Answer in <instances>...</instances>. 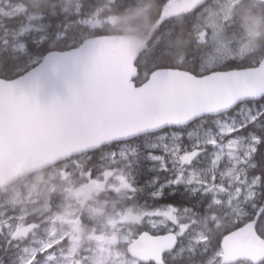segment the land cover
<instances>
[{
	"label": "snow or ice",
	"instance_id": "6c2138e0",
	"mask_svg": "<svg viewBox=\"0 0 264 264\" xmlns=\"http://www.w3.org/2000/svg\"><path fill=\"white\" fill-rule=\"evenodd\" d=\"M168 5L169 0H160L156 20L164 30L163 38L149 49V58L103 72L89 66L64 100L46 107L37 103L34 91L29 94V81L38 79L58 53L85 55L89 40H74L70 52L41 42L35 61L23 68L0 59V79L16 76L8 80L13 89L0 92V127L11 128L26 115L58 116L99 138L85 151L120 145L100 154V164L107 161L109 165L100 175L119 177L125 198L143 199L147 205L130 239L146 235L169 241L148 264H226L220 251L224 235L213 244L212 237L199 229L202 223L215 225L213 210L222 207L236 217L235 229L250 223L264 238V85L253 80L251 87H233L222 96H212L209 90L223 79L264 73V60L252 65L234 63L229 35L234 31L233 17L214 10L212 0H199L180 14L191 20L186 32L195 36V47L179 60L170 59L169 52L182 41L172 24L176 16L165 15ZM0 13L14 22L0 28L26 40V21L35 18L30 6L19 3L14 10L0 9ZM67 32L65 26L56 39H64ZM0 44L6 47L7 38ZM92 122L100 126L88 127ZM133 141L143 143L142 153L127 147ZM122 161L126 172L119 167ZM88 174L91 177V167ZM44 223L50 222L29 224L23 213L0 220V237H5L0 264H56L63 252L57 243L28 239ZM87 260L82 257L80 264Z\"/></svg>",
	"mask_w": 264,
	"mask_h": 264
},
{
	"label": "water",
	"instance_id": "95a60500",
	"mask_svg": "<svg viewBox=\"0 0 264 264\" xmlns=\"http://www.w3.org/2000/svg\"><path fill=\"white\" fill-rule=\"evenodd\" d=\"M257 1L264 3V0ZM197 3L199 0H169L165 15L176 16L189 12ZM95 36L99 39L93 40L94 36L85 38L89 40L85 55L73 53L64 56L58 53L50 58L49 66L38 79L29 81V94L34 91L41 107L64 100L89 66L103 72L114 66L137 61L147 43V39L140 41L131 34ZM73 48L60 51L70 52ZM8 80L0 79V92L13 89L14 85L9 84ZM253 80L257 85H264V73H245L220 80L209 90V94L222 96L233 87L246 89L252 86ZM99 126L98 122L88 125L90 128ZM98 142V137L86 134L81 127L58 116L37 119L26 115L11 128L0 127V189L70 157L93 152L85 149ZM102 187V182H88L79 189L78 194L85 196ZM137 218L136 214L131 213L125 215L123 220L136 224ZM227 233L220 248L226 263L260 264L264 261V240L253 230L252 224L245 223L240 229ZM168 243L167 240L140 236L127 245L126 252L131 259L146 264Z\"/></svg>",
	"mask_w": 264,
	"mask_h": 264
},
{
	"label": "trees",
	"instance_id": "16d2710c",
	"mask_svg": "<svg viewBox=\"0 0 264 264\" xmlns=\"http://www.w3.org/2000/svg\"><path fill=\"white\" fill-rule=\"evenodd\" d=\"M89 1L90 0H82L77 5L76 13H73V15H68L66 13H59V11H57L56 8L54 9L52 7H49L48 4H46V7L44 9L45 20L47 21V25L52 27L50 30L54 32L55 36L51 40H45L44 42H42L45 47L54 45L56 49L64 50L70 47H75V44L73 43L74 40H84L85 38L94 35L113 34V33L116 34L127 33L132 35L134 33L137 34L134 31L125 30L126 25L134 23L137 15L143 16L145 19L144 20L145 23L150 22L152 19H154L153 13H156L158 11V6L160 3V0H124V1L99 0L100 7L96 9L93 13H91L89 18H87L86 13H87V7ZM218 1H225V0H212V7L217 5L216 2ZM238 1L240 2L239 5L240 14L244 17H247L249 15L255 17L254 20H256L259 23L261 33L256 39V45L254 49L251 50L243 59L240 60L236 59L234 63L236 65H252L257 61H261L264 58V3L259 2L257 0H238ZM116 3L120 5H126L127 7L124 13L127 14L129 12H134L136 15L133 16L136 17L133 19H125V21L123 20L121 24L120 23L118 24V17L116 16V14L112 13L111 11L112 7ZM77 13H80V15H77ZM91 18L99 20L100 22H102V25L96 28H90L83 21ZM113 19H116L117 21H114ZM190 23H191L190 19L181 17L180 14L176 15V19L172 21V24L175 26L176 35L178 38H180L182 42L178 48H173L169 52L170 59L179 60L184 56L185 51L188 48L195 47L194 45L195 36L190 35L186 32V27ZM65 26H67L68 28L67 36L62 40H57L56 33L63 31ZM233 28L235 29V32L238 34V36H242L245 34V24L238 25L237 27L233 26ZM139 39L142 40L141 38ZM24 44H25L24 54L21 53L19 54L15 50L12 52L11 49L12 45L10 42H8L6 47L3 44H2L3 46L0 45V59H4L7 62V64L16 65L20 68H23L24 65H26L29 61H34L36 59L35 54L41 42L35 43V41L26 39ZM155 44H157V42ZM3 47H5V49ZM151 48L152 46H149V44L146 43L142 53L139 55L136 61L138 64L142 62L144 59L149 58L150 55L149 49ZM13 57H15V59H12ZM13 77L16 76L4 77L3 79H11ZM111 149L112 146L104 145L102 148L96 151V153L91 158L70 157L66 162L62 163V165L59 164L56 165L55 169L58 172L62 171V174H64L63 176L64 178L69 177V178H73L75 181L78 180L80 182L87 181L89 179L88 169L91 167L92 170H95L97 167H93V165H96L97 159H99L100 154L112 151ZM136 150L140 151L141 153L144 151V149L141 148L139 145L136 146ZM120 165H124L123 169L127 170L124 162H121ZM39 174L40 173L29 175L23 178V180L26 184L30 186L31 185L39 186L40 182H38L37 180ZM96 177L98 176L96 175ZM59 180L60 178L57 175V179L52 181L58 183ZM23 190H22L21 180L16 181L11 185L0 189V215L1 213L8 214L11 212L7 209V202L14 196V194L17 191L23 193L22 192ZM56 195H57L56 193L52 194V196H56ZM111 197H114V195H112ZM62 201H63V195L59 196L58 199L55 200V202H59V203ZM108 201H109L108 205H110L111 207L113 203L118 204L119 208L125 206L135 209V207L139 205H143V208H146L147 206L143 199H139L138 202H133L127 199H123L121 204H119L120 203L119 200L112 198H110ZM17 207L18 206H15V208ZM213 211L217 218V223L215 225L211 223H207V224L202 223L199 230L203 231L207 235H210L212 237V243L215 244L216 237L225 235L229 229L233 230L235 228H234V222L231 220V218L228 216L226 212H224L223 210H218V211L213 210ZM30 213L31 212H29V214L26 216L27 222L29 224L36 222L34 216ZM6 214H2L3 216L0 217H4V216L6 217ZM108 214L109 211H106L105 215ZM4 218H1L0 220H3ZM97 221L98 219H93L92 226L95 225V227H97ZM82 222L86 223L87 219H82ZM40 228L36 230L35 237L30 236L28 239L31 240L33 238H40L42 236ZM4 239L5 237H0V244H3ZM262 239L264 240V238ZM117 247L118 249L126 253L125 251L126 244H122V245L118 244ZM236 264H249V263L240 262Z\"/></svg>",
	"mask_w": 264,
	"mask_h": 264
},
{
	"label": "rangeland",
	"instance_id": "374dc122",
	"mask_svg": "<svg viewBox=\"0 0 264 264\" xmlns=\"http://www.w3.org/2000/svg\"><path fill=\"white\" fill-rule=\"evenodd\" d=\"M60 1L68 8L70 6H73L75 8L78 5L77 1L79 0ZM235 1L236 0H229L227 3L223 4L225 5L222 10L223 13L229 14L231 11V6L234 4ZM32 16L35 18L27 20L26 22L27 27L29 29L28 32H35V30H43L42 26L34 27L31 25L32 20H35L37 18L39 19L40 15L36 14ZM219 18L216 17L215 19L219 21ZM83 22H85V24L88 25L90 28H96L102 25V22L93 18L84 20ZM245 29L246 33L244 36L236 37L234 40L231 41L230 47L234 55L241 56L253 49L256 45V36L259 34L258 30L247 25ZM30 40L34 41L35 39ZM36 40L38 42L45 41L42 36H39V38H37ZM21 44L22 42H16L13 44L11 43L12 51L15 50L19 54L24 53L25 48H21ZM167 135L169 136V138H171L172 134L170 133ZM127 147L129 149H135L132 145ZM62 175L64 176V174ZM104 178L112 180L110 184L106 185L102 189V194L108 195V198L102 202L93 201V205L91 206L90 203L86 205L85 203H80V201H74L77 197H79L78 187L73 186L71 181H69L66 187V189H68L69 191L66 190V193H64L65 195H63V200L65 201L67 199V201L72 202V204H70L71 210H66V204H62L63 210L57 212L55 217L53 216L54 220L57 217L56 223L49 225L47 229L45 228L46 230H44V232L46 234L44 237L35 238L37 240L51 241L57 244L63 243L64 241L67 244L65 248H62V254H58V260L56 261V264H75L76 260H81V258L84 256L88 257L87 264H136V261L131 259L129 255H127V253H124L123 251L118 249L117 245L126 244L127 246L132 240H134L130 238L137 231L134 228L132 229L130 227L124 226L127 223L124 222L123 217L131 213L139 214L141 216V213L144 211L145 208H143V205H139L135 207V209L125 206L119 208L118 204L115 203L112 204V207L108 205V200L110 198L119 200V204H121L122 200L126 199V191L121 187V184L119 183V177H113L111 173H106ZM37 180L38 182H41L43 181V178L41 176H38ZM22 185L29 186L27 190L28 194L21 195L20 192L17 191L14 196L7 202V209H10L12 211L14 207L17 204H20L21 202H29V204H35L38 202L40 195V186L31 185V187L30 185L25 183ZM46 188L48 192L55 190V188L53 189V186H49ZM112 194L114 195V197H111ZM48 208L49 207L47 205H44L41 208L35 209V223H38V220L43 214V211L47 210ZM214 210H223L228 214V216L233 222L236 219V217H233L231 212L226 211L222 207ZM106 211H109L108 215H105ZM21 213L27 216L29 214V211L20 209L17 215ZM2 214L6 213H1L0 216H3ZM82 219H87L88 222L83 223ZM93 219H98L97 227H95V225L92 226ZM86 225H88V227H86ZM21 231L23 232L24 229H21ZM41 231H43V229ZM84 242L90 243V247L83 248L84 252L80 253V248L83 246Z\"/></svg>",
	"mask_w": 264,
	"mask_h": 264
},
{
	"label": "flooded vegetation",
	"instance_id": "af4514ba",
	"mask_svg": "<svg viewBox=\"0 0 264 264\" xmlns=\"http://www.w3.org/2000/svg\"><path fill=\"white\" fill-rule=\"evenodd\" d=\"M81 1L82 0H79L78 1V4ZM19 3H26L27 5L30 6V9H32L33 11H35V10H41L44 7V5H45L44 0H0V9H3L5 12L12 11V10H14V8ZM140 11H143V10H140ZM113 20L114 21H117L116 19H113ZM40 22H41V20L37 18L35 20H32L31 25L34 26V27L40 26L41 25ZM5 23L8 24L9 26H11L14 22L13 21H6L3 13H0V25L5 24ZM100 35H102V34H100ZM25 36H26V39L27 40L35 39L34 40L35 43H39L36 40L37 38H39V36H42L43 39H45V40L49 37L42 30H39V31H36L35 30V32H31V31L30 32H26L25 33ZM5 38H7L8 42H11L12 44L13 43H16V42H22V43L25 42V40H21V39L17 38L14 33H12V32L5 33L3 31V29L0 28V41L4 40ZM24 53H21V54H24ZM220 119H225V117L221 116ZM166 134H170V133H166ZM131 145L134 146L135 149H136V146L137 145H139L141 148L144 149L143 143H141L139 141H133L128 146H131ZM109 146H112V149L111 150H116V149H118L120 147V145H116V144L109 145ZM95 153H96V151H93V152H89V153H84V154L78 155L76 157L91 158ZM59 165H62V163H60ZM55 167H56V165L40 172L39 176H41L43 178V181H41L40 184H39V186H40V188H39L40 195H39V200H38L37 203H35V204L34 203L33 204H29V202H24V203L21 202L20 204H17L16 205V206H18L17 208L14 207L13 210H15V212L13 210L11 211L10 209H8L11 212L8 213V214H6V216H11V215H14V214L17 215V213L20 211V209H23V210H28L29 212H32L30 214H32L34 216L35 215V213H34L35 212V209L41 208L44 205H47L49 208L47 210H44L43 211V214L40 216V218L38 220V223H40L42 220L43 221H49L50 223H44V224L41 225V228L40 229L41 230L43 229V231H41V234H42L41 237H44L45 236L46 233L44 232V230H46L49 225L56 223V218L57 217L54 220L53 216L55 217L56 213L59 212L58 210H59V208L61 206H63L62 204H64V205L66 204V207L65 208H68V206L70 204H72V202L67 201L66 198H68V197L65 198L66 199L65 201L63 200L60 203L59 202H55V200L58 199L59 196L65 195L64 193H66V190H68V189H66V187H67V184H68L69 181H71V183L73 184V186L78 187V191H79V189L84 184H86V182H102L103 183V187L102 188L96 189L95 191L90 192L88 195H85V196L78 194L79 197H77L76 199L74 198L75 199L74 201H76V202L77 201H80V203H83V204L85 203L86 205L88 203H90V206L93 205V203H92L93 201L102 202V201H104L105 199L108 198L107 197L108 195L102 194L103 193L102 192V189L106 185L110 184V182H112V180L105 179L104 178L105 175H103V176L100 175V172H101L102 169H106L107 167H109L107 161H104L103 164H100L99 159H97V162H96V167L97 168L95 170H92L91 177L88 175L89 179L87 181H83V182H80L78 180L75 181L74 179H71V178H64L63 175H61L62 174V171L61 172H58L55 169ZM123 167H124V165H120V168L122 170H124ZM124 171L126 172L127 170H124ZM57 175L60 178V180H59L58 183L52 181V180H56L57 179ZM96 175L98 177H96ZM92 176H94L95 178L92 177ZM20 180H21L22 184L25 183L24 180H23V178L20 179ZM20 180H18V181H20ZM78 182H80V183H78ZM49 186H53V189L55 188V190H52V191L48 192V190H47L46 187H49ZM28 187L29 186L22 185V190L23 189L24 190L22 191L23 193H20V194L21 195H27L28 194V191H27L28 190ZM53 193H56L57 195L56 196H52ZM18 209H19V211H18ZM82 213H85V212H82ZM136 215L138 216V218H142L139 214H136ZM1 218H3V217H0V219ZM139 225H140V222L138 220V222L136 224H129V223H127L124 226L130 227L132 229L134 228L135 230H138ZM86 227H88V225H86ZM66 246H67V244L64 241H63V243L57 244V247H60V248H65ZM86 247L89 248L90 247V243H87V242L85 243L84 242L83 246L80 248V253H83L84 252V249L83 248H86ZM57 260H58V258H57ZM75 264H80V260H76L75 261ZM136 264H139V263L136 262ZM146 264H148V263H146Z\"/></svg>",
	"mask_w": 264,
	"mask_h": 264
},
{
	"label": "bare ground",
	"instance_id": "6f19581e",
	"mask_svg": "<svg viewBox=\"0 0 264 264\" xmlns=\"http://www.w3.org/2000/svg\"><path fill=\"white\" fill-rule=\"evenodd\" d=\"M121 1H124V0H121ZM44 2H45V5L41 10L33 11L32 9H30V14L31 15L37 14V15H40V17H41V15H43V18H39L41 20L40 26L43 27L42 31L46 35L49 36L48 37L49 39L48 38L47 39L51 40L55 36V34H54V32H52L50 30L52 27L47 25V21L45 20L44 9L46 7V4H48L49 7H52L54 9L56 8L57 11H59V13H66L68 15H73V13H76L77 6L75 8L73 6H70L68 8L60 0H44ZM216 3H217V5H215L213 7V9L216 11L223 10V7L225 6L223 4H225V2L224 1H218ZM234 4H235V6H233V5L231 6V11L229 13L233 17V23H232L233 26L237 27L238 25H244L245 24V28H246V25L250 26L252 28H256V30H258V32H259V34L256 36V39H257V37L261 33L259 23L256 20H254L255 17H252L251 15L244 17L240 14V11H239L240 2L239 1L235 2ZM221 5H223V6H221ZM99 7H100L99 0H90L88 7H87V13H86L87 18H89L90 14L93 13ZM126 7H127L126 5H120L117 3L112 7V10H111L112 13L116 14V16L118 17V24L119 23L121 24L123 20L125 21V19H133L136 17V16H133V15H136L134 12H129V13L125 14L124 11L126 10ZM156 14H157V12L153 13L154 19H152L150 22H147V23L144 22L145 19L143 16L137 15V17L135 18L136 19L135 22L132 24H127L125 30H130V31L136 32L137 34L134 33L133 36H135L137 38H141V39H147V44H149V46H153L156 42H158L159 40H161L163 38V31H164L162 29H159V27H158V21L156 20ZM219 20H220V18H219ZM245 33H246V29H245ZM113 34H116V33H113ZM124 34H127V33H124ZM229 35H230L231 41H232L236 37H242L245 34L242 36H238V34L235 32V29H234V31L230 32ZM0 45L3 46L2 44H0ZM3 48L5 49V47H3ZM253 49H251V50H253ZM67 160L60 162V163H64ZM60 163H57V164H60Z\"/></svg>",
	"mask_w": 264,
	"mask_h": 264
}]
</instances>
